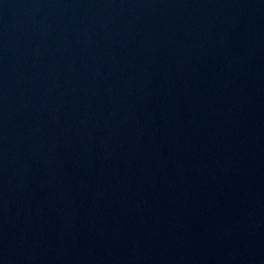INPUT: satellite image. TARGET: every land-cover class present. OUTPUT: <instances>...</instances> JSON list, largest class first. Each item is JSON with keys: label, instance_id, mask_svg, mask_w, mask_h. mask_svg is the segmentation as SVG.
<instances>
[{"label": "water", "instance_id": "water-1", "mask_svg": "<svg viewBox=\"0 0 264 264\" xmlns=\"http://www.w3.org/2000/svg\"><path fill=\"white\" fill-rule=\"evenodd\" d=\"M0 264H264V0H0Z\"/></svg>", "mask_w": 264, "mask_h": 264}]
</instances>
